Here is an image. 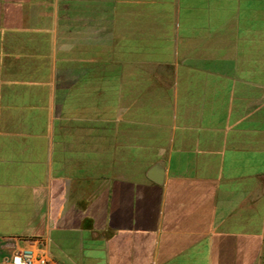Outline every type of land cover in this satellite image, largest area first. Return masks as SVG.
I'll use <instances>...</instances> for the list:
<instances>
[{
  "label": "crops",
  "instance_id": "obj_1",
  "mask_svg": "<svg viewBox=\"0 0 264 264\" xmlns=\"http://www.w3.org/2000/svg\"><path fill=\"white\" fill-rule=\"evenodd\" d=\"M29 239L264 264V0H0V264Z\"/></svg>",
  "mask_w": 264,
  "mask_h": 264
},
{
  "label": "built area",
  "instance_id": "obj_2",
  "mask_svg": "<svg viewBox=\"0 0 264 264\" xmlns=\"http://www.w3.org/2000/svg\"><path fill=\"white\" fill-rule=\"evenodd\" d=\"M26 243L17 253L18 264H55L53 258L48 253L34 247L42 244L41 240L29 239Z\"/></svg>",
  "mask_w": 264,
  "mask_h": 264
},
{
  "label": "water",
  "instance_id": "obj_3",
  "mask_svg": "<svg viewBox=\"0 0 264 264\" xmlns=\"http://www.w3.org/2000/svg\"><path fill=\"white\" fill-rule=\"evenodd\" d=\"M147 177L156 184H161L163 181V164L160 163L153 167Z\"/></svg>",
  "mask_w": 264,
  "mask_h": 264
}]
</instances>
